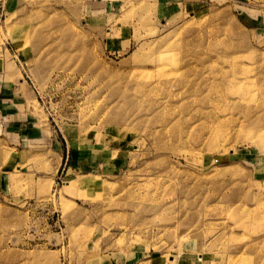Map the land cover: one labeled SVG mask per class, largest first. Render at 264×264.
Here are the masks:
<instances>
[{"label": "rangeland", "instance_id": "obj_1", "mask_svg": "<svg viewBox=\"0 0 264 264\" xmlns=\"http://www.w3.org/2000/svg\"><path fill=\"white\" fill-rule=\"evenodd\" d=\"M0 264H264V0H0Z\"/></svg>", "mask_w": 264, "mask_h": 264}, {"label": "crops", "instance_id": "obj_2", "mask_svg": "<svg viewBox=\"0 0 264 264\" xmlns=\"http://www.w3.org/2000/svg\"><path fill=\"white\" fill-rule=\"evenodd\" d=\"M192 2L194 3L195 6H198V5L202 4V0H192ZM190 4L193 5L192 3H190Z\"/></svg>", "mask_w": 264, "mask_h": 264}, {"label": "bare ground", "instance_id": "obj_3", "mask_svg": "<svg viewBox=\"0 0 264 264\" xmlns=\"http://www.w3.org/2000/svg\"><path fill=\"white\" fill-rule=\"evenodd\" d=\"M160 77H161V76H160ZM160 77H159V78H160Z\"/></svg>", "mask_w": 264, "mask_h": 264}]
</instances>
